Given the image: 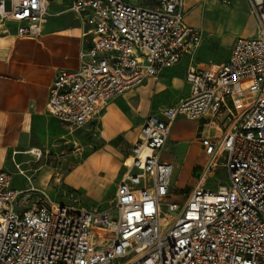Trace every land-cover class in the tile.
Instances as JSON below:
<instances>
[{
  "label": "built area",
  "instance_id": "built-area-1",
  "mask_svg": "<svg viewBox=\"0 0 264 264\" xmlns=\"http://www.w3.org/2000/svg\"><path fill=\"white\" fill-rule=\"evenodd\" d=\"M4 1L1 26L10 21L20 37L41 35L47 0H9V11ZM247 1L255 35L236 37L216 71L188 64L189 94L143 120L103 208L78 206L72 190L56 200L30 178L25 191L43 198L28 208L0 169V264H264V0ZM68 11L80 21L86 45L77 69L57 71L46 112L74 128L91 124L95 132L109 101L184 57L192 60L203 36L186 23L184 0H157L154 8L72 0ZM179 115L208 116V130L228 121L221 136L207 131L200 138L210 163L221 161L228 184L215 191L196 186L182 205L166 201L173 164L162 158ZM163 205L177 212L167 228Z\"/></svg>",
  "mask_w": 264,
  "mask_h": 264
},
{
  "label": "rangeland",
  "instance_id": "rangeland-1",
  "mask_svg": "<svg viewBox=\"0 0 264 264\" xmlns=\"http://www.w3.org/2000/svg\"><path fill=\"white\" fill-rule=\"evenodd\" d=\"M125 1L134 3L133 0ZM247 6L249 7L247 0L233 1L229 6L220 0H208L197 3L190 10L187 16L190 24L200 22L196 16L198 11H205L208 19V27H204L201 45L192 60L184 57L175 67L165 70L157 78L144 80L115 101V104L121 107V116L131 122L130 132H135L146 116L157 114L162 108L187 97L189 84L186 82V70L190 62L216 71L219 63L228 56L231 39L252 33L253 25ZM3 8L5 11L10 10L9 0L4 1ZM210 18L212 26L209 23ZM227 103L232 107L230 99ZM221 118L220 116V120ZM55 123L57 124L48 125L45 132L35 130L27 146L17 150L23 152L35 147L39 155H17L13 158L10 153L4 169L12 176V185L22 192L21 200L28 208L37 205L43 198L39 192L25 191L29 186L28 178L34 187L56 200H63L62 193L72 190L76 191L78 206L103 208L113 197L114 187L123 171L122 161L128 152L129 143L121 137L105 141L106 114L102 120L101 135L92 129L91 124L74 128L59 121ZM227 123L228 121L223 119L220 123L216 122L212 130H208V116L189 120L179 115L175 119L163 148V159L173 164L170 179L172 197L166 201L182 205L196 186L215 191L228 184L227 173L221 161L217 159L211 164V157L205 154L200 142V138L207 135V131L210 136H221ZM93 157L100 166L96 178L99 183L104 184L100 196H97L91 175L81 171L71 176L69 182L66 179L76 165ZM113 177V184L107 186L108 180ZM75 181L82 185L81 188L71 187ZM115 215V212L111 213V216ZM161 216L165 218L163 228H167L177 217V212H170L163 205Z\"/></svg>",
  "mask_w": 264,
  "mask_h": 264
},
{
  "label": "crops",
  "instance_id": "crops-1",
  "mask_svg": "<svg viewBox=\"0 0 264 264\" xmlns=\"http://www.w3.org/2000/svg\"><path fill=\"white\" fill-rule=\"evenodd\" d=\"M47 1L48 16L40 36L36 38L18 36L16 34L17 23L14 22L6 21L3 26L0 25V169L4 171H7L4 167L8 164L7 161L10 153L13 158L17 155L38 154L39 151L35 147H31L23 152H17V150L27 146L31 134L35 130L45 132L48 125H56L57 123L55 122L59 121L46 112L50 84L58 70H75L78 68L79 52L86 45L82 37V25L80 21L72 12L68 11L72 0ZM133 1L134 3L125 2L150 8H154L157 4V0ZM233 1L236 2L237 0H230V4L225 5L229 6ZM197 3L204 2L196 0L195 3V0H184L185 21L190 26L201 28L204 33V27H208L205 11H198V15H196L200 20L198 24H190L187 21L190 10ZM247 9L251 24L253 25L252 33L237 37H252L256 33V19L250 12V7L247 6ZM211 18L209 20L210 26L213 24ZM235 38H232L230 41V50ZM122 95L109 101L105 107L100 117L99 134L101 135L102 133V120L104 114H106L105 141L121 137L131 145L143 121L139 123L135 132L129 131L131 122L121 116V107L115 104L116 99ZM28 151L30 152L28 153ZM99 169L100 166L94 161V157L88 158L83 163L76 165L69 172L66 179L69 182L71 176L83 171L85 174L92 176L97 196H100L101 190L104 189V184L99 183V180L96 178ZM113 182L114 177L108 180L107 186L112 185ZM81 186L76 181L71 184V187L74 189L81 188ZM114 188H116V185Z\"/></svg>",
  "mask_w": 264,
  "mask_h": 264
},
{
  "label": "bare ground",
  "instance_id": "bare-ground-1",
  "mask_svg": "<svg viewBox=\"0 0 264 264\" xmlns=\"http://www.w3.org/2000/svg\"><path fill=\"white\" fill-rule=\"evenodd\" d=\"M30 151H28V153H29ZM32 152H34V151H32Z\"/></svg>",
  "mask_w": 264,
  "mask_h": 264
}]
</instances>
